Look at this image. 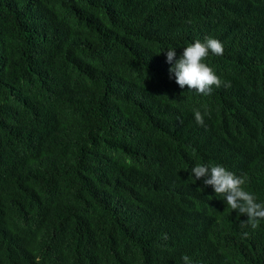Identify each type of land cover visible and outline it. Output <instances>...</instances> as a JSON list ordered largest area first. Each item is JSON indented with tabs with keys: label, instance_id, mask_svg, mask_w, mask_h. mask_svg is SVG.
<instances>
[{
	"label": "trees",
	"instance_id": "1",
	"mask_svg": "<svg viewBox=\"0 0 264 264\" xmlns=\"http://www.w3.org/2000/svg\"><path fill=\"white\" fill-rule=\"evenodd\" d=\"M207 37L231 87L203 96L166 52ZM197 164L264 203V0H0V264H53L27 242L58 235L76 250L60 264H264V221L171 207L175 191L219 201Z\"/></svg>",
	"mask_w": 264,
	"mask_h": 264
},
{
	"label": "clouds",
	"instance_id": "2",
	"mask_svg": "<svg viewBox=\"0 0 264 264\" xmlns=\"http://www.w3.org/2000/svg\"><path fill=\"white\" fill-rule=\"evenodd\" d=\"M223 52V44L212 37L205 38L203 42L196 40L184 47V51L178 59L175 58L174 48L167 49L166 61L170 64L169 78L174 77L175 83L181 89L187 86L189 91H195L203 96H210L213 87L219 88L223 85L230 88L231 82L224 81L204 62L210 54L222 56ZM205 116L210 118V113L207 110L204 113L199 110L194 111V119L200 126H204ZM191 174L194 176L193 179L202 180L204 186H211L215 195L220 197L219 201L216 203L207 193L193 191L192 198L196 202L194 206L184 199V195L182 196L180 191H175L173 195L168 192L170 205L175 211L195 212L201 209V211L212 212L217 211V206H220L219 204L222 202L226 204L227 208L235 211L236 215L246 216L244 223L253 230L260 226L261 221H264V203L257 202L256 195L247 189L248 179L246 176H237L221 164H197L191 169L189 175ZM176 176L187 177L186 172L181 175L176 171H168L161 173L160 180L167 183L169 177L174 179ZM58 237L60 240L58 245L45 242L39 238L30 239L27 245L39 249V254H51L54 257L53 264H60L59 258L61 256L72 255L76 250L65 252L61 246L60 236L58 235ZM182 260L184 264H194L188 255H183Z\"/></svg>",
	"mask_w": 264,
	"mask_h": 264
},
{
	"label": "bare ground",
	"instance_id": "3",
	"mask_svg": "<svg viewBox=\"0 0 264 264\" xmlns=\"http://www.w3.org/2000/svg\"><path fill=\"white\" fill-rule=\"evenodd\" d=\"M171 117V116H170ZM167 123V122H166Z\"/></svg>",
	"mask_w": 264,
	"mask_h": 264
}]
</instances>
